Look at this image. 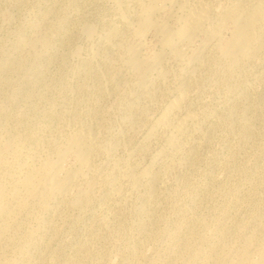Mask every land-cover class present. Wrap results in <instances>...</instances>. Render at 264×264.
Segmentation results:
<instances>
[{"label":"rangeland","instance_id":"374dc122","mask_svg":"<svg viewBox=\"0 0 264 264\" xmlns=\"http://www.w3.org/2000/svg\"><path fill=\"white\" fill-rule=\"evenodd\" d=\"M150 1L0 0V264H264V6L251 57L233 62L216 40L201 49V33L190 50L180 45L182 58L165 50L142 80L130 45L164 51L154 29L145 39L133 30ZM197 1L160 0L154 18L176 29L180 7ZM237 1H199L207 28ZM76 133L93 149L87 176L66 192L47 188Z\"/></svg>","mask_w":264,"mask_h":264},{"label":"bare ground","instance_id":"6f19581e","mask_svg":"<svg viewBox=\"0 0 264 264\" xmlns=\"http://www.w3.org/2000/svg\"><path fill=\"white\" fill-rule=\"evenodd\" d=\"M137 1H139V0H137ZM162 1V5H164V6H166L165 4V2L164 1H167V0H161ZM169 1V0H168ZM175 1H177V0H170V2H169V4L171 5V2H173V3H175L176 5H177V2H175ZM186 1V0H185ZM188 1V0H187ZM199 1H201V0H198L197 2V4L196 5H194L193 7H190V8H186V7H184V6H177L176 7V9H178V7H180V9H182L183 10V13L182 12H180L181 14L180 15H177V17H176V21L175 22H178L177 24H178V27L176 28V29H173L174 27H171L170 26V24H168V20H167V18H166V20L164 21L163 19L161 20V21H157L156 20V17L154 18V15H155V13L156 12H158V10H160L161 9V3H160V0H152V1H150V3L147 5V3H146V5H145V7L142 9V8H140V9H142L141 10V12H140V10H139V12H140V14H138V15H134V16H137L138 17V19L135 21L136 22V28H133V30L135 29L136 31H134V33L136 32V37H139V38H146V35H147V33H148V31H151V29H154V31L156 32H154L153 30V32L155 33L154 35L155 36H161V49L163 50L164 49V51L163 52H161V51H159V52H161V53H157V54H154V53H152L153 52V50H152V52H150L149 54H146V56L145 55H143L142 54V49H141V44H143V42H139L138 40V42L137 43H139V44H133L134 46H132V45H128V47H130V56H129V59H128V63H129V65H130V67L133 69V70H135L137 73H138V75L141 77L140 79H144V78H142V77H144L145 75H146V73L148 72V71H151L152 72V70H157V68H159L158 66H159V64L164 60V59H166V58H164V57H166V55H165V50H167V49H169V51L171 52V53H173L174 54V56H176V57H180V58H182L183 56H184V52L181 50V47H180V45L181 44H186V45H188V48H189V46L195 41V38H197L198 36H199V34H201V33H203V35H204V39L202 38V41H200L201 39H200V37H199V41L201 42L200 44V47H201V49L202 48H204L205 46H207L211 41H213V40H216V45H217V47L219 48V51L220 52H222V54H223V56L225 55L227 58H229L230 60H232L233 62H236V63H238L239 62V60L240 59H244V58H248V57H251L254 53H255V50H256V47H257V45H258V42H259V37H258V35H257V33H256V27H257V24H258V22H259V19L261 18V16L263 15V4L262 3H260V4H256L255 6H253L252 8H249V9H245L244 8V6H243V4L241 3V2H244V1H241L240 2V0H238L237 1V3H235L232 7H230V8H227L228 10L222 15V18H221V20H220V23H219V25H218V21H217V27L215 28V29H209V28H207L208 26H207V23H208V21L209 20H211L212 18H209V13H208V7H206L202 2H199ZM260 2H261V0H259ZM258 1V2H259ZM140 2H142V0H140ZM164 2V3H163ZM204 2V1H203ZM240 2V3H239ZM249 2V1H248ZM144 3L145 2H143V5H144ZM172 3V4H173ZM142 4V3H141ZM231 4V3H230ZM140 5V4H139ZM174 5V4H173ZM180 5H182V4H180ZM207 5V4H206ZM163 6V7H164ZM209 6V5H208ZM167 8H169V7H167ZM166 8V9H167ZM165 9V7L163 8V10ZM171 9L173 10V6L171 7ZM170 9V11H172ZM179 9V10H180ZM216 9V8H215ZM137 10V9H136ZM162 10V9H161ZM162 10V11H163ZM178 10V11H179ZM182 10H180V11H182ZM166 11V10H165ZM165 11H164V13H165ZM170 11H168V15H170L171 14V12ZM174 12L176 13V11L174 10ZM174 12H172V13H174ZM162 14V13H161ZM178 14V13H177ZM121 15H122V13H121ZM165 15V14H164ZM168 15H166V16H168ZM173 14H171L170 16L171 17H173L172 16ZM165 16V17H166ZM122 17V16H121ZM136 17V18H137ZM164 17V16H163ZM164 17V18H165ZM123 18H125L126 19V17H125V15H124V17ZM170 18V17H169ZM134 19V18H133ZM132 19V20H133ZM157 19H160V17L159 18H157ZM171 19V18H170ZM173 19V18H172ZM263 20V19H262ZM170 21V20H169ZM172 21V20H171ZM212 21V20H211ZM126 22H128V19H126ZM129 24H131L132 22L129 20ZM213 22H215V21H213ZM212 23V22H211ZM133 24V23H132ZM131 24V25H132ZM134 24H133V26H134ZM177 24H175V26L177 25ZM213 24V23H212ZM128 25V24H127ZM173 25V24H172ZM229 25V27L231 26V28H232V33H233V35H231V38L230 39H228V40H225V41H223V39H225L224 37H223V39H222V31H223V29H225V28H227V26ZM115 26H117V25H115ZM114 27V26H113ZM131 27V26H130ZM264 27V26H263ZM213 28V27H212ZM230 28V29H231ZM259 29H260V27H259ZM90 30L92 31V29L90 28ZM114 30H115V27H114ZM87 31L88 32H90L89 31V28L87 29ZM110 32V31H109ZM114 32V31H113ZM90 33H95V32H90ZM108 32H106V33H104V34H107ZM112 33V32H111ZM111 33H110V35H111ZM116 33V32H115ZM115 33H113V34H115ZM122 33V32H121ZM124 33V32H123ZM109 34V33H108ZM157 34V35H156ZM101 35V34H100ZM99 35V36H100ZM125 35V34H124ZM90 36H91V34H90ZM94 36V35H93ZM92 37V36H91ZM102 37V36H101ZM104 37H106V35H104ZM124 37V36H123ZM201 37H202V35H201ZM108 37H106V39H107ZM111 38V37H110ZM134 38V37H133ZM159 39V40H160ZM103 40V39H102ZM110 40V39H109ZM117 40V39H116ZM133 41H134V39H132ZM262 40V39H261ZM125 41V40H124ZM133 41H132V43H133ZM142 41V40H141ZM144 41V40H143ZM107 42H110V41H108L107 40ZM134 43H136V41L134 42ZM141 43V44H140ZM145 43V42H144ZM160 43V42H159ZM195 43H196V41H195ZM261 43V42H260ZM117 44V43H116ZM197 44V43H196ZM196 44H194V45H196ZM199 44V43H198ZM112 45V44H111ZM121 45H123L122 43H121ZM143 45H145V44H143ZM262 45V44H261ZM114 46V45H113ZM126 48V49H128V51L127 52H129V48ZM144 47V46H143ZM186 47V46H185ZM258 47H260V49H261V46H258ZM146 48V47H145ZM187 48V47H186ZM196 48H197V52L199 51V50H201V49H199L198 50V48L199 47H197V45H196ZM123 49V48H122ZM149 49V48H148ZM191 48H189V50H190ZM194 50H193V52L191 51V53L192 54H188V57H189V59H190V61L192 60V59H197V57H196V55H197V53H196V49L195 48H193ZM259 49V50H260ZM212 50V49H211ZM258 50V49H257ZM145 51V50H144ZM146 52V51H145ZM149 52V51H148ZM147 52V53H148ZM169 52V54H171ZM186 52V51H185ZM258 52V51H257ZM152 53V54H151ZM200 53V52H199ZM127 54V53H126ZM260 54V53H259ZM129 55V54H128ZM207 55V54H206ZM171 56V55H170ZM214 56V55H213ZM255 56V55H254ZM253 56V57H254ZM176 57H174V58H176ZM122 58H124V55H123V57ZM189 59L187 60V62L189 61ZM204 58L202 57V60H203ZM258 59V58H257ZM167 60V59H166ZM176 60V59H175ZM182 60H184V59H182ZM201 60V59H200ZM226 60V59H225ZM126 61V60H125ZM165 61V60H164ZM196 61V60H195ZM165 62H167V61H165ZM181 62V61H180ZM183 62V61H182ZM192 62V61H191ZM194 62V61H193ZM226 62H227V60H226ZM169 63V62H168ZM199 63V62H198ZM201 63V62H200ZM222 63V62H221ZM127 64V63H126ZM239 64V63H238ZM125 65V64H124ZM162 65V64H161ZM180 65V64H179ZM160 67H162V66H160ZM223 67V66H222ZM192 68H194L195 70H196V68H198V67H192ZM228 68V67H227ZM230 68H232V67H230L229 66V69ZM243 68V67H242ZM129 69V68H128ZM127 69V70H128ZM160 71L161 70H164V69H159ZM223 70V69H222ZM131 71V70H130ZM185 71V70H184ZM224 71V70H223ZM222 71V72H223ZM154 72V71H153ZM164 72H165V70H164ZM163 72V73H164ZM166 72H168V71H166ZM190 72V71H189ZM193 72H195L194 70H193ZM192 72V73H193ZM162 73V74H163ZM169 73V72H168ZM133 74V73H132ZM166 74V73H165ZM165 74L163 75L164 77H165ZM150 75V74H149ZM139 78V77H138ZM146 78V77H145ZM142 80H139L140 81V83L142 82ZM145 80V79H144ZM148 80V79H147ZM151 81V80H150ZM145 82V81H144ZM138 84V83H137ZM142 84V83H141ZM142 86V85H141ZM179 86V85H178ZM178 86H177V88H178ZM182 85H180L179 87H181ZM181 88H183L184 89V87H181ZM182 89V90H183ZM182 93L183 92H181V97L180 98H177L176 100H173V102L171 103V104H169L168 103V107H166L165 106V109H164V111H163V113H162V115H160L159 116V119H158V121L160 122V123H163V122H166L167 121V116L170 114V113H172V111L174 110H176V108L178 107V105H179V103H180V99L182 100ZM185 93V92H184ZM183 93V94H184ZM184 97H186V96H184ZM183 97V98H184ZM175 98V97H174ZM183 101V100H182ZM183 103V102H182ZM179 107H180V105H179ZM179 109V108H178ZM186 114V113H185ZM192 114V113H191ZM188 115V114H187ZM187 115H185V119H183V120H187V117L189 118V116H190V113H189V116H187ZM192 116V115H191ZM193 116H194V114H193ZM192 116V117H193ZM192 117H190V118H192ZM183 118V117H182ZM194 118V117H193ZM192 118V119H193ZM157 119H155V120H157ZM181 119V118H180ZM191 119V120H192ZM182 119H181V122L177 125V126H175V127H173L174 129L175 128H177V131L179 132V130H181L182 128H183V126L184 125H186V123L187 122H182L183 121ZM173 123V122H172ZM185 123V124H184ZM168 124V123H167ZM160 125V124H159ZM158 125V126H159ZM168 125H170V123L168 124ZM160 127V126H159ZM166 127V126H165ZM169 127V126H168ZM154 128V127H153ZM153 128H152V130H153ZM154 129H156V128H154ZM151 130V129H150ZM197 130H198V128H197ZM156 131V130H155ZM176 131V134L178 133ZM151 133L153 132V131H150ZM150 132H148V133H150ZM172 132H174L173 130H172ZM171 131H170V133H172ZM181 132H182V130H181ZM185 132H187L186 131V128H185ZM84 134V133H83ZM153 134V133H152ZM173 134V133H172ZM185 134V133H184ZM85 135V136H84ZM84 135H82V133L81 134H77L76 133V135L75 136H73V137H71V139L69 140V142L67 143V144H65L66 145V147H65V149H64V152L63 153H61V155L59 154V156H57L58 157V159L56 160V162H55V165H53V166H55V171H54V173H53V176H51V181H49L50 182V187H49V185H48V187L47 188H52V189H54V190H56V191H63V192H66V189H67V187L69 186V184L74 180V179H76L75 177H77V176H79V175H81V174H83L82 175V177L83 176H87V174H86V172L85 171H87V170H89V166H90V160H91V154H92V146L87 142V139H86V134H84ZM171 135V134H170ZM175 135V134H174ZM90 136H92V135H90ZM146 136V135H145ZM148 136V135H147ZM150 137V136H149ZM168 138H169V135L167 136ZM166 137V138H167ZM171 137H172V135H171ZM173 137H175V136H173ZM172 137V138H173ZM203 137H204V135H203ZM146 138H148V137H146ZM165 139L166 141H168L169 140V146L170 147H172V146H174V143H173V139ZM208 139V137H207V134H206V136H205V138H204V140L205 139ZM90 139V138H89ZM88 139V140H89ZM175 139V138H174ZM179 139H180V137H179ZM177 141V140H176ZM202 142V141H201ZM165 143V142H164ZM178 143V142H177ZM181 143V142H180ZM162 147L164 146L165 147V145L163 144V145H161ZM180 146H182V145H180ZM64 147V146H63ZM163 147V148H164ZM175 147H177V146H175ZM62 148V147H61ZM147 148V147H146ZM163 148H161V149H163ZM169 148V147H168ZM136 149V148H135ZM172 149H173V147H172ZM172 149H170L171 151H172ZM180 149V148H179ZM182 149V148H181ZM164 150H166V151H164ZM164 150H162V151H164V152H167V150L168 149H164ZM175 151V150H174ZM179 151V150H178ZM181 151V150H180ZM161 152V151H160ZM160 152H159V154L157 155L158 157H159V155H160ZM176 153H177V151H175ZM156 153H158V152H156ZM172 153V152H171ZM179 153V152H178ZM67 154H70L71 156H73L74 157V159L73 160H75V166H74V168H72V169H70L71 168V166L69 167V169H65V167H63V161H64V158H65V156L67 155ZM162 154V153H161ZM69 155V156H70ZM162 155H164V154H162ZM171 155V154H170ZM68 156V157H69ZM70 156V158H72ZM155 156V158L157 159L158 157L156 156V155H153V157ZM174 156V155H173ZM173 156H171L172 157V159H173ZM167 157V156H166ZM175 157V156H174ZM170 158V157H169ZM66 159V158H65ZM68 159V158H67ZM66 159V160H67ZM155 159V160H156ZM65 160V161H66ZM69 160V159H68ZM154 160V159H153ZM153 160H151V161H153ZM170 161H172V160H170ZM173 161H174V159H173ZM179 161V160H178ZM54 163V162H53ZM73 163H74V161H73ZM151 164H152V162H150ZM153 163H154V161H153ZM173 163H175V162H173ZM179 163V162H178ZM177 163V164H178ZM104 164V163H103ZM170 164H172V163H170ZM181 164V163H180ZM72 165H74V164H72ZM148 165H150V164H148ZM151 166V165H150ZM167 166H169V164L167 165ZM166 166V168H169V167H167ZM173 167V166H172ZM99 168H100V165H99ZM130 168V167H129ZM148 168L149 167H147V170H148ZM145 169H146V167L144 168V169H141V170H143L144 172H145ZM124 170H125V168H124ZM123 170V171H124ZM132 170H134V169H132ZM131 170V171H132ZM97 171H99V170H97ZM96 171V172H97ZM135 171V170H134ZM84 172H85V174H84ZM144 172L142 173V174H144ZM147 172V174L149 173L148 171H146ZM146 172H145V174H146ZM52 173V172H51ZM100 173V172H99ZM133 173V171L131 172V174ZM130 174V173H129ZM138 174V173H137ZM141 174V173H140ZM97 176H98V174H96ZM99 175H101V174H99ZM133 175V174H132ZM139 175V174H138ZM115 176V175H114ZM126 176H128V175H126ZM140 176V175H139ZM143 175H141V177H142ZM152 176V175H151ZM151 176H150V178H151ZM155 176L156 175H154V178H155ZM158 176V175H157ZM146 177H147V175H146ZM149 177V176H148ZM113 178H115V177H113ZM129 178V177H128ZM135 178V177H134ZM96 179V178H95ZM116 179V178H115ZM115 179H114V181H115ZM130 179H131V177H130ZM133 179V178H132ZM136 179V178H135ZM139 179V178H138ZM156 179H157V177L155 178V180L153 181V180H151V181H153V184L152 185H154V182L156 181ZM93 180V179H92ZM91 180V181H92ZM111 181V180H110ZM133 181H138L139 182V180H133ZM158 181V180H157ZM156 181V182H157ZM90 182V181H89ZM89 182H88V185H87V188L89 189V188H91L92 186L91 185H89ZM93 183H94V181H92ZM95 182H96V180H95ZM112 182V181H111ZM47 183V182H46ZM73 183H74V181H73ZM110 183V182H109ZM113 183H115V182H113ZM135 183V184H134ZM92 184V183H91ZM112 184V183H111ZM110 184V185H111ZM132 184H134L133 185V188H136L137 186H135L137 183L136 182H133ZM157 184V183H156ZM151 185V186H152ZM45 186H47V184H45ZM89 186V187H88ZM95 186V185H94ZM151 186H150V188H151ZM87 188H86V190H83V191H85V193H83L84 195H88L89 194V192H87ZM112 188V187H111ZM153 188H154V186H153ZM155 189H156V186H155ZM154 189V190H155ZM91 190V189H90ZM112 190V189H111ZM92 191V190H91ZM151 192H152V188H151V190H150ZM51 192V191H50ZM62 192V193H63ZM85 197V196H84Z\"/></svg>","mask_w":264,"mask_h":264}]
</instances>
